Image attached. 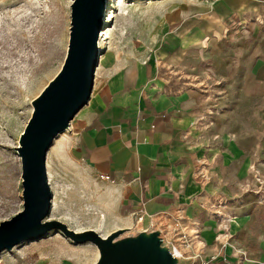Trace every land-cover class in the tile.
Segmentation results:
<instances>
[{
  "label": "crops",
  "instance_id": "obj_1",
  "mask_svg": "<svg viewBox=\"0 0 264 264\" xmlns=\"http://www.w3.org/2000/svg\"><path fill=\"white\" fill-rule=\"evenodd\" d=\"M247 3L158 10L142 59L105 77L77 128L124 222L190 240L185 264H264V199L238 201L263 129L264 40H221L222 19Z\"/></svg>",
  "mask_w": 264,
  "mask_h": 264
},
{
  "label": "rangeland",
  "instance_id": "obj_2",
  "mask_svg": "<svg viewBox=\"0 0 264 264\" xmlns=\"http://www.w3.org/2000/svg\"><path fill=\"white\" fill-rule=\"evenodd\" d=\"M71 1L0 0V221L22 207L21 163L16 145L31 114V100L63 62ZM187 1L106 0L105 24L99 32L100 37L104 33L103 43L91 96L70 120L71 128L60 132L47 152L46 166L53 191L49 217L78 230L94 228L102 235L117 227H127L124 233H131L143 226L135 219L132 224L124 222L130 211L113 192L109 194L111 187L81 149L77 128L105 77L132 60L142 59L154 14ZM247 1L245 10H235L222 19L221 40L237 43L243 35L247 43L260 37L264 40V0ZM189 57L197 54L190 53ZM210 58L203 59L208 63ZM184 70L189 76L195 74L190 65ZM262 116L264 119V113ZM260 138L254 145L255 160L244 179L245 193L238 201H243L245 194L264 199V121ZM229 215L230 219L234 214ZM163 235L164 241L174 244L175 252L183 255L182 243L172 241L166 231ZM97 256L93 243H74L61 231L51 229L38 240L23 241L12 250L2 251L0 264H93Z\"/></svg>",
  "mask_w": 264,
  "mask_h": 264
},
{
  "label": "water",
  "instance_id": "obj_3",
  "mask_svg": "<svg viewBox=\"0 0 264 264\" xmlns=\"http://www.w3.org/2000/svg\"><path fill=\"white\" fill-rule=\"evenodd\" d=\"M106 0H72L68 43L55 75L31 100L32 111L20 132L17 153L21 163L22 207L0 221V253L23 241L42 238L49 230L63 233L74 243H93V264H180L159 228L124 233L117 227L100 234L94 228L75 229L49 217L53 191L46 166L54 138L69 129L70 120L88 102L99 64V32L104 28Z\"/></svg>",
  "mask_w": 264,
  "mask_h": 264
},
{
  "label": "built area",
  "instance_id": "obj_4",
  "mask_svg": "<svg viewBox=\"0 0 264 264\" xmlns=\"http://www.w3.org/2000/svg\"><path fill=\"white\" fill-rule=\"evenodd\" d=\"M137 219L139 220V219H141V215H138L137 216ZM226 219H229V216H226ZM161 233H162V231H161ZM162 236H163V238H164V235H163V233H162ZM182 244H185V245H190V240H188L187 238H185V237H183L182 238ZM170 244V247H171V249H172V251L174 252V254L175 255H177V256H179L180 258H182L183 259V257L181 256V254H177L176 252H175V245L174 244H171V243H169ZM216 257V255L215 254H211L210 255V259H213V258H215ZM180 264H185L184 263V260H183V263H180ZM196 264H207V261H205V263H202V262H199V263H196Z\"/></svg>",
  "mask_w": 264,
  "mask_h": 264
},
{
  "label": "bare ground",
  "instance_id": "obj_5",
  "mask_svg": "<svg viewBox=\"0 0 264 264\" xmlns=\"http://www.w3.org/2000/svg\"><path fill=\"white\" fill-rule=\"evenodd\" d=\"M103 35L104 33H102L101 37H100V34H99V49H101L102 47V43H103ZM82 109V108H81ZM81 109L79 111H81ZM79 111L77 112V114L79 113ZM71 128V127H70ZM177 254H181L179 252H176ZM181 256L183 257V255L181 254Z\"/></svg>",
  "mask_w": 264,
  "mask_h": 264
}]
</instances>
